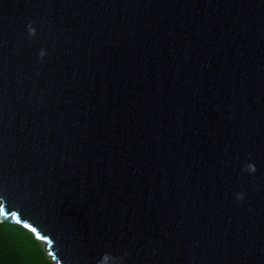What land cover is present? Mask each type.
Masks as SVG:
<instances>
[{"label": "water", "instance_id": "water-1", "mask_svg": "<svg viewBox=\"0 0 264 264\" xmlns=\"http://www.w3.org/2000/svg\"><path fill=\"white\" fill-rule=\"evenodd\" d=\"M0 204L55 264H264V0H0Z\"/></svg>", "mask_w": 264, "mask_h": 264}, {"label": "trees", "instance_id": "trees-1", "mask_svg": "<svg viewBox=\"0 0 264 264\" xmlns=\"http://www.w3.org/2000/svg\"><path fill=\"white\" fill-rule=\"evenodd\" d=\"M0 264H55L42 249V242L26 227L1 220Z\"/></svg>", "mask_w": 264, "mask_h": 264}, {"label": "snow or ice", "instance_id": "snow-or-ice-1", "mask_svg": "<svg viewBox=\"0 0 264 264\" xmlns=\"http://www.w3.org/2000/svg\"><path fill=\"white\" fill-rule=\"evenodd\" d=\"M0 214L8 215V213H5V211H4L3 204H0ZM11 215L15 216L16 214L15 213H11ZM17 219H19V218L17 217ZM29 227H31V225H29Z\"/></svg>", "mask_w": 264, "mask_h": 264}, {"label": "rangeland", "instance_id": "rangeland-1", "mask_svg": "<svg viewBox=\"0 0 264 264\" xmlns=\"http://www.w3.org/2000/svg\"><path fill=\"white\" fill-rule=\"evenodd\" d=\"M42 249L45 251V253H46V255H47V257L49 258V260L51 259V257L49 256V254H48V251L45 249V245L43 244V242H42Z\"/></svg>", "mask_w": 264, "mask_h": 264}, {"label": "clouds", "instance_id": "clouds-1", "mask_svg": "<svg viewBox=\"0 0 264 264\" xmlns=\"http://www.w3.org/2000/svg\"><path fill=\"white\" fill-rule=\"evenodd\" d=\"M251 168H252L253 171L255 170V166L254 165H252Z\"/></svg>", "mask_w": 264, "mask_h": 264}]
</instances>
